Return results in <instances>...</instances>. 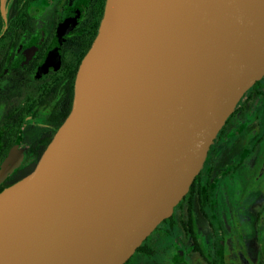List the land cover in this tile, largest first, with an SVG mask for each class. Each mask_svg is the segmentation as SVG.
<instances>
[{
    "label": "water",
    "instance_id": "obj_1",
    "mask_svg": "<svg viewBox=\"0 0 264 264\" xmlns=\"http://www.w3.org/2000/svg\"><path fill=\"white\" fill-rule=\"evenodd\" d=\"M263 75L264 0H106L69 114L0 191V264H123Z\"/></svg>",
    "mask_w": 264,
    "mask_h": 264
},
{
    "label": "flooded vegetation",
    "instance_id": "obj_2",
    "mask_svg": "<svg viewBox=\"0 0 264 264\" xmlns=\"http://www.w3.org/2000/svg\"><path fill=\"white\" fill-rule=\"evenodd\" d=\"M100 4L9 1L10 33L0 36V173L9 163L0 176V191L34 169L69 114ZM71 18L55 47L57 32ZM242 117L248 128L245 141L221 165L222 144ZM175 230L179 239L172 241ZM141 243L123 264H264V75L220 127L172 215Z\"/></svg>",
    "mask_w": 264,
    "mask_h": 264
},
{
    "label": "rangeland",
    "instance_id": "obj_3",
    "mask_svg": "<svg viewBox=\"0 0 264 264\" xmlns=\"http://www.w3.org/2000/svg\"><path fill=\"white\" fill-rule=\"evenodd\" d=\"M241 122H243V123L242 124L240 123L239 125H237L235 130L232 131L230 133V135H228V138H226V140L224 141L226 143L222 144L221 150H220L219 155H218V158H219L218 162L221 165L230 158L231 154H233V152H234L235 147L236 146L239 147V145H242V143H244V141H245V132H246V130H248V128L245 127L247 122L244 124V118L243 117H242ZM178 234L179 233L176 230L173 231L170 239H172V241L178 240L179 239ZM153 236H154V238L158 237L156 233ZM165 241L168 242V239ZM162 244L165 245L164 243H162Z\"/></svg>",
    "mask_w": 264,
    "mask_h": 264
},
{
    "label": "trees",
    "instance_id": "obj_4",
    "mask_svg": "<svg viewBox=\"0 0 264 264\" xmlns=\"http://www.w3.org/2000/svg\"><path fill=\"white\" fill-rule=\"evenodd\" d=\"M9 1H10V0H8V4H9ZM105 2H106V0H101L100 7H99V9L97 10V18H96V21H95V26H94V28L92 29V33H91V37H90V41L88 42V46H85V48L83 49V52L91 46L92 41H93L92 39H94V37H95V35H96V33H97V30H98V28H99L100 21H101L102 15H103V10H104V8H105ZM0 7H1V6H0ZM7 18H8V17H7ZM10 26H11V24H10V22H9V18H8L7 23H5L4 18H3V16H2L1 9H0V36H1V35H3V36L8 35V34L10 33ZM82 54H83V53H82ZM81 56H82V55H80V57H79V61L81 60ZM142 246H144L143 243H141V244L138 246L137 249H141Z\"/></svg>",
    "mask_w": 264,
    "mask_h": 264
}]
</instances>
